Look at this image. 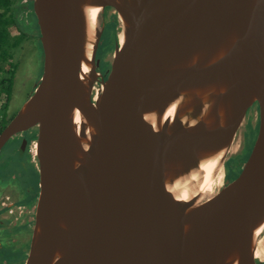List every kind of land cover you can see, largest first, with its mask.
Returning <instances> with one entry per match:
<instances>
[{
  "label": "water",
  "instance_id": "obj_1",
  "mask_svg": "<svg viewBox=\"0 0 264 264\" xmlns=\"http://www.w3.org/2000/svg\"><path fill=\"white\" fill-rule=\"evenodd\" d=\"M106 8L123 41L103 77L104 27L88 10ZM33 11L42 77L0 133L1 152L38 130L25 264H258L264 0H33ZM255 104L250 155L208 197L205 167L216 162L215 184Z\"/></svg>",
  "mask_w": 264,
  "mask_h": 264
},
{
  "label": "flooded vegetation",
  "instance_id": "obj_2",
  "mask_svg": "<svg viewBox=\"0 0 264 264\" xmlns=\"http://www.w3.org/2000/svg\"><path fill=\"white\" fill-rule=\"evenodd\" d=\"M110 10L112 9H104L99 17L104 31L97 59L101 61L98 72L103 77H106L107 64L110 66V63L100 57V51L104 43L106 26L109 21L115 20L112 17L106 20L108 16L106 12ZM118 42L117 38V44ZM254 108L258 110L259 117L258 105L255 104L250 110ZM10 120L11 118L1 120L0 133L6 126H2L3 122ZM37 139L38 130L31 129L12 138L0 152V264H25L29 254L39 198L40 178L37 150L35 149L36 152H34L31 147L37 143ZM243 151L244 149L242 153ZM15 161L19 170L13 172L12 165L14 166ZM228 162L229 160L225 166L224 183L235 179L228 176ZM232 169L235 170V168ZM257 262L264 264L261 260Z\"/></svg>",
  "mask_w": 264,
  "mask_h": 264
},
{
  "label": "rangeland",
  "instance_id": "obj_3",
  "mask_svg": "<svg viewBox=\"0 0 264 264\" xmlns=\"http://www.w3.org/2000/svg\"><path fill=\"white\" fill-rule=\"evenodd\" d=\"M106 14L108 15L106 17V20H109L110 17H112V19L115 18V20L113 19L114 20L113 22L109 21V24L106 26V33L103 38L104 43L100 51V57H102L103 59H105V61L110 63L113 59V54L116 51L117 38L119 39L122 30L115 11L110 10L106 12ZM33 21H35L34 24H36L34 25V29H36V31L39 32V29L37 28L36 18H33ZM38 37H40V34ZM23 46L26 55L23 54L20 55V60L23 63L21 64L20 69L18 70L16 75L14 97L12 95V98L8 101L5 112L3 111L5 100H2L0 103V116H1L0 118H2V120L10 119V118L12 119L17 114V112L21 109L24 103L33 94L37 83L40 81L42 77L44 56L41 49V44L37 41L36 49L35 46L30 42H25ZM107 66L109 67L108 64ZM248 113H249L248 116L246 117L242 127L240 128V131L238 132V136L236 138L237 141H235V143H237V145H235L236 146L235 152L234 151L231 152L228 157L229 160L228 164H233L231 167L235 168L232 174L233 178H236L241 172V169L244 166L248 156L250 155L258 135V130H259L258 110L254 108L252 110H249ZM35 146L36 144L35 145L33 144L31 146L34 152H36ZM241 149L242 150L244 149L243 153ZM16 166H17V162L15 161L14 166L12 165L14 169L13 172L19 170V168ZM263 235L264 233H262L261 236Z\"/></svg>",
  "mask_w": 264,
  "mask_h": 264
},
{
  "label": "trees",
  "instance_id": "obj_4",
  "mask_svg": "<svg viewBox=\"0 0 264 264\" xmlns=\"http://www.w3.org/2000/svg\"><path fill=\"white\" fill-rule=\"evenodd\" d=\"M33 18H36L33 0H0V103L5 100L4 112L12 95L14 97L16 75L23 63L20 55H26L23 44L30 42L35 49L37 41L41 44L38 37L40 32L34 29L36 24ZM37 28L39 29L38 25ZM7 122L4 121L2 126ZM227 170L232 179L234 170L231 164L227 165Z\"/></svg>",
  "mask_w": 264,
  "mask_h": 264
},
{
  "label": "bare ground",
  "instance_id": "obj_5",
  "mask_svg": "<svg viewBox=\"0 0 264 264\" xmlns=\"http://www.w3.org/2000/svg\"><path fill=\"white\" fill-rule=\"evenodd\" d=\"M100 14H101V9H89L88 10V18H89V21H90V24H91L92 28L98 22V18L100 16ZM119 40L120 41L121 40L123 41V35L122 34H120ZM114 43H115V41H114ZM95 98H96V96H95ZM173 112L174 111L171 110L170 113L168 114V116H172ZM235 145H237V143H235L233 145L231 152H233V151L235 152V149H236V146ZM210 165H213V167L206 166L205 169H204L205 170V173H206L207 179L205 177V182H204V185H203V190L205 191V194L208 197L214 196L215 193L218 192L219 189L223 187V183H224V179H225V177H224L225 176V173H224V171H222L220 173V175L218 176L215 184H212L211 174H212V172H213V170H214V168L216 166V162H214V163H212ZM262 233H264V226L260 230V237H261V239L259 241V244H258V247H257V250H256V258H257V260H261L262 262H264V236H261Z\"/></svg>",
  "mask_w": 264,
  "mask_h": 264
},
{
  "label": "clouds",
  "instance_id": "obj_6",
  "mask_svg": "<svg viewBox=\"0 0 264 264\" xmlns=\"http://www.w3.org/2000/svg\"><path fill=\"white\" fill-rule=\"evenodd\" d=\"M85 71H88V69H85ZM175 107V105L173 106V108ZM209 167H213V165H208ZM206 179H207V177H206ZM174 187H179L178 185H176V186H174ZM169 191H174V189H169ZM177 199H182V200H188V199H190V197H189V195H188V193L187 192H181V194L178 196V197H176ZM187 227V226H186Z\"/></svg>",
  "mask_w": 264,
  "mask_h": 264
},
{
  "label": "built area",
  "instance_id": "obj_7",
  "mask_svg": "<svg viewBox=\"0 0 264 264\" xmlns=\"http://www.w3.org/2000/svg\"><path fill=\"white\" fill-rule=\"evenodd\" d=\"M1 117V116H0ZM1 120H2V118H0V123H1Z\"/></svg>",
  "mask_w": 264,
  "mask_h": 264
}]
</instances>
